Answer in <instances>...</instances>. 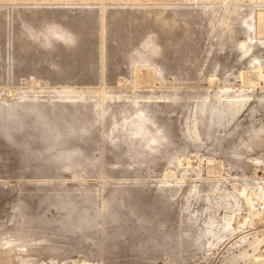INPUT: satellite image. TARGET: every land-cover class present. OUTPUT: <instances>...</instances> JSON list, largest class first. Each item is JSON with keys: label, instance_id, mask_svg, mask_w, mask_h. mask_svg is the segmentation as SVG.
Returning <instances> with one entry per match:
<instances>
[{"label": "rangeland", "instance_id": "1", "mask_svg": "<svg viewBox=\"0 0 264 264\" xmlns=\"http://www.w3.org/2000/svg\"><path fill=\"white\" fill-rule=\"evenodd\" d=\"M0 109V264H264V0H0Z\"/></svg>", "mask_w": 264, "mask_h": 264}, {"label": "bare ground", "instance_id": "2", "mask_svg": "<svg viewBox=\"0 0 264 264\" xmlns=\"http://www.w3.org/2000/svg\"><path fill=\"white\" fill-rule=\"evenodd\" d=\"M25 24H26V23H25ZM74 39H75V38H74ZM56 63H57V62H56ZM58 66H59V65H58ZM1 106H2V105H1ZM204 106H205V105H204ZM218 106H219V105H218ZM23 107H24V105H23ZM215 107H216V106H215ZM215 107L210 108V113H211L212 116H213V115H218V112H217V111H218V110H217L218 107H217V109H216ZM223 107H224V106H223ZM223 107H222V108H223ZM1 108H3V107H1ZM6 108H7V106H6ZM26 108H27V106H26ZM58 108H59V107H58ZM3 109H4V108H3ZM39 109H40V108H39ZM42 109H43V108H42ZM54 109H55V108H54ZM202 109H203V108H202ZM219 109H220V108H219ZM0 110H1V109H0ZM24 110H25V109H24ZM33 110H34V113H35V110H36V109L33 108ZM82 110H83V109H82ZM205 110H206V109H205ZM222 110H223V109H221L220 111H222ZM4 111H5V110H3L2 112H4ZM20 111H21V110H20ZM39 111H40V110H39ZM39 111H38L37 113H39ZM51 111H52V110H51ZM57 111H58V110H57ZM76 111H77V110H76ZM202 111H204V110H202ZM9 112H10V110H9ZM17 112H18V110H17ZM22 112H23V111H22ZM40 112H41V111H40ZM205 112H206V111H205ZM0 113H1V112H0ZM11 113H12V112H11ZM11 113H10V114H11ZM30 113H32V112H30ZM43 113H44V112H43ZM4 114H6V112H5ZM7 114H8V113H7ZM14 114H15V113H14ZM28 114H29V113H28ZM35 114H36V113H35ZM51 114H52V113H51ZM57 114H59V113H57ZM68 114H69V113H68ZM220 114H223V113L220 112L219 115H220ZM12 115H13V113H12ZM12 115H11V116H12ZM39 115H40V113H39ZM76 115H77V114H76ZM4 116H7V115H4ZM24 116H26V115H24ZM24 116H23V117H24ZM34 116H35V115H34ZM40 116H41V115H40ZM42 116H43V115H42ZM44 116H45V114H44ZM54 116H55V115H54ZM139 116H140V114H139ZM2 117H3V115H2ZM13 117H14V115H13ZM17 117H18V116H17ZM46 117H47V115H46ZM141 117H143V116L141 115ZM47 118H49V117H47ZM63 118H64V117H63ZM73 118H74V117H73ZM76 118H77V117H76ZM85 118H86V117H85ZM6 119H7V118H6ZM9 119H10V118H9ZM15 119H16V118H15ZM38 119H39V117H38ZM41 119H43V118H41ZM53 119H55V118H53ZM137 119H138V118H137ZM217 119H218V118H217ZM0 120H3V121H4V118H3V119H0ZM35 120H36V119H35ZM44 120H46V118H44ZM58 120H59V119H58ZM58 120H57V121H58ZM62 120H63V119H62ZM64 120H65V118H64ZM142 120L144 121V119H142ZM218 120H219V119H218ZM9 121H10V120H9ZM11 121H12V119H11ZM40 121H41V120H39V123H38V124H40ZM47 121H48V119H47ZM50 121H51V119H50ZM70 121H71V120H70ZM70 121H69V122H70ZM140 121H141V120H140ZM1 122H2V121H1ZM1 122H0V123H1ZM5 122H6V121H4V123H3V122H2V123L5 124ZM64 122H65V121H64ZM66 122H67V121H66ZM71 122H72V121H71ZM219 122H220V121H219ZM20 123H22V122H20ZM42 123H43V122H42ZM44 123H45V122H44ZM49 123H50V122H49ZM56 123H57V122H56ZM135 123H136V122H135ZM33 124H34V123H33ZM45 124L47 125V123H45ZM50 124H51V123H50ZM53 124H54V123H53ZM57 124H60V123H57ZM57 124H56V125H57ZM67 124H68V123H67ZM73 124H74V123H73ZM73 124H72V125H73ZM81 124H82V123H81ZM133 124H134V123H133ZM212 124H213V123H212ZM42 125H43V124H42ZM46 125H45V126H46ZM56 125H55V126H56ZM64 125H65V124H64ZM64 125H63V126H64ZM137 125H138V122H137ZM9 126H10V125H9ZM25 126H26V125H25ZM65 126L67 127V125H65ZM138 126H139V125H138ZM138 126H136V127L138 128ZM140 126H141V125H140ZM3 127H4V126H3ZM41 127H42V126H41ZM43 127H44V126H43ZM48 127H49V126H48ZM50 127H51V126H50ZM50 127H49V128H50ZM55 128L57 129L58 126L55 127ZM55 128H54V129H55ZM67 128H69V126H68ZM73 128H74V127H73ZM73 128H72V129H73ZM140 128L142 129V127H139V129H140ZM206 128H207V127H206ZM208 128H209V127H208ZM46 129H47V128H46ZM51 129H52V128H51ZM84 129H85V128H84ZM141 129H140V130H141ZM193 129H194V128H193ZM58 130H59V129H58ZM135 130H136V129H135ZM47 131H48V129H47ZM59 132H61V131L59 130ZM130 132H131V131H130ZM136 132H137V130H136ZM194 132H195V131H194ZM10 133H11V132H10ZM137 133H138V132H137ZM7 134H8V133H7ZM11 134H12V133H11ZM62 134H63V133H62ZM9 135H10V134H9ZM64 136H65V135H64ZM154 137H155V136H154ZM156 137H157V136H156ZM154 140H155V139H154ZM156 140H157V139H156ZM28 143H29V142H28ZM29 149H30V148H29ZM36 152H37V151H36ZM35 154H36V153H35ZM59 154H60V153H59ZM61 154H62V153H61ZM63 155H64V154H63ZM57 156H58V155H57ZM58 157H59V156H58ZM65 158H66V157H65ZM65 158H64V159H65ZM60 201H61V200H59L58 202L60 203ZM61 203H62V201H61ZM61 203H60V204H61ZM103 205H104V204H103ZM106 208H107V207H106ZM71 209H72V208H71ZM103 209H104V208H103ZM103 211H104V210H103ZM109 211H110V210H109ZM85 217H86V216H85ZM77 220H78V219H77ZM82 221H83V220H82ZM76 223H77V222H76ZM79 224H81V223H79ZM66 226H67V224H66ZM77 226H78V225H77ZM82 226H83V225H82ZM201 234H202V233H201ZM204 236H205V235H204ZM184 237H186V236H184Z\"/></svg>", "mask_w": 264, "mask_h": 264}]
</instances>
